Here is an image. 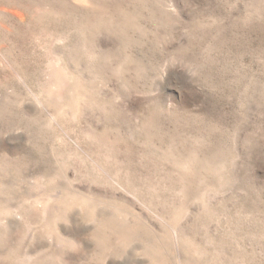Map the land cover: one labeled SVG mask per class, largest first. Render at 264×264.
<instances>
[{"label": "rangeland", "instance_id": "obj_1", "mask_svg": "<svg viewBox=\"0 0 264 264\" xmlns=\"http://www.w3.org/2000/svg\"><path fill=\"white\" fill-rule=\"evenodd\" d=\"M0 264H264V0H0Z\"/></svg>", "mask_w": 264, "mask_h": 264}]
</instances>
